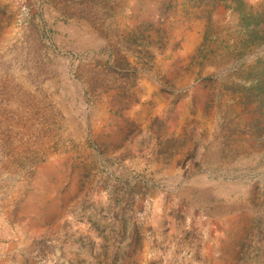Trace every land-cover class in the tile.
I'll use <instances>...</instances> for the list:
<instances>
[{"label": "rangeland", "instance_id": "1", "mask_svg": "<svg viewBox=\"0 0 264 264\" xmlns=\"http://www.w3.org/2000/svg\"><path fill=\"white\" fill-rule=\"evenodd\" d=\"M0 264H264V0H0Z\"/></svg>", "mask_w": 264, "mask_h": 264}]
</instances>
